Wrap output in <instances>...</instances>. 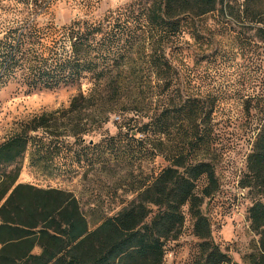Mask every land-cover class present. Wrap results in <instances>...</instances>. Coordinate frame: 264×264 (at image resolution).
I'll return each mask as SVG.
<instances>
[{
	"label": "trees",
	"instance_id": "1",
	"mask_svg": "<svg viewBox=\"0 0 264 264\" xmlns=\"http://www.w3.org/2000/svg\"><path fill=\"white\" fill-rule=\"evenodd\" d=\"M56 1L0 0V88L11 81L28 92L79 88L67 108L20 124L0 145V264H162L166 244L181 235L183 208L199 241L192 264H235L212 242L200 211L217 188L213 157L206 154L217 142L216 100L196 91L183 60L191 42L212 45L213 37L231 43L239 57H264V0H142L96 21L62 25L50 19ZM211 19L215 28L206 25ZM207 59L202 54L198 62ZM256 70L264 78L263 67ZM251 99L261 103L263 117L240 183L254 199L247 219L258 237L257 254L245 264H264V94ZM114 114L133 116L120 129L143 136L130 138L146 146L131 157L142 153L150 163L166 164L116 215L89 230L71 193L16 183L27 152L31 166L48 170L66 146L81 145ZM135 116L141 118L136 130Z\"/></svg>",
	"mask_w": 264,
	"mask_h": 264
},
{
	"label": "rangeland",
	"instance_id": "2",
	"mask_svg": "<svg viewBox=\"0 0 264 264\" xmlns=\"http://www.w3.org/2000/svg\"><path fill=\"white\" fill-rule=\"evenodd\" d=\"M138 1L142 0H58L52 4L50 19L58 25L73 20L96 21L110 10ZM261 11L264 12V5ZM228 24L222 26L225 28ZM206 25L215 28L213 19ZM248 36L252 41V33ZM214 38H211L213 47L204 39L191 42L188 49L191 55L185 51L183 60L196 78L194 87L199 88L196 91H208L216 100L211 119L217 142L206 154L213 157L217 188L204 199L200 211L209 223L212 242L235 264H245L248 256L257 254L258 237L251 231L247 219V210L254 199L240 183L246 173L247 155L262 123L261 103L251 98L264 94V81L261 82L264 78L256 70L259 66L264 69V57L255 53L239 57L231 43ZM254 43L255 50H259L260 43ZM206 53L208 59L198 62L199 56ZM244 85L246 93L242 92ZM78 93L76 84L28 92L14 81L7 83L0 88V145L18 130L20 124L35 116L67 108ZM248 97L253 110L246 113L242 102L248 101ZM131 117L110 116L101 129L85 138L84 143L66 146L48 170L31 166L27 152L17 164L16 183L71 193L79 203L89 230L95 229L104 218L116 215L134 201L135 188L147 184L152 173L166 165L160 158L153 163L144 158L146 146L135 143L143 138L141 133L120 129ZM132 120L137 122V125L132 124L136 130L141 125V118L135 116ZM138 150L143 154L130 156ZM74 160H79L80 164ZM10 169L13 167L3 171ZM203 185L204 181L198 182V188ZM183 211L185 221L181 235L166 244L162 264H192L197 254L195 246L199 241L191 234L192 221L186 215V208Z\"/></svg>",
	"mask_w": 264,
	"mask_h": 264
}]
</instances>
